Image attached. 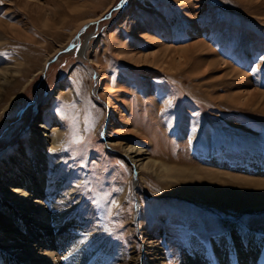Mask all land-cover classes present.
Returning a JSON list of instances; mask_svg holds the SVG:
<instances>
[{
	"label": "rangeland",
	"instance_id": "374dc122",
	"mask_svg": "<svg viewBox=\"0 0 264 264\" xmlns=\"http://www.w3.org/2000/svg\"><path fill=\"white\" fill-rule=\"evenodd\" d=\"M260 93L264 0H0V208L11 160L27 169L30 135L59 127L64 151L45 150L46 174L66 187L49 193L75 219L61 244L28 240L36 254L185 264L236 220L264 236ZM130 148L173 178L140 171ZM22 218L25 230L0 215V264H34L3 243L51 226Z\"/></svg>",
	"mask_w": 264,
	"mask_h": 264
},
{
	"label": "bare ground",
	"instance_id": "6f19581e",
	"mask_svg": "<svg viewBox=\"0 0 264 264\" xmlns=\"http://www.w3.org/2000/svg\"><path fill=\"white\" fill-rule=\"evenodd\" d=\"M89 39L90 40L86 41L81 50V57L86 55L85 52L92 40L91 38ZM260 94L264 97V93ZM107 105L113 112L116 111L115 105ZM111 125L114 126L115 123ZM42 127L43 128L38 133L40 137L36 132L30 135L32 149L35 152L34 163H28L27 161L26 163L30 164V166L24 169V163L21 160L18 158L11 160L13 167L9 166V173L6 175L8 177H6L7 182L3 183L1 187L4 198L2 201V208H0L2 211L0 215L3 214V212L7 213V215L11 217V220L7 221L9 223H15V225L11 227L16 226L22 230H25V226L28 227L27 222L23 221L24 219L22 216L26 219L37 216L40 220L50 224L51 227L43 230L44 234L42 237L32 231L30 234L28 233L29 239L26 238L24 240L9 237L7 241L10 242L11 240L13 242L9 244L5 242L3 244L6 245V247L23 246V249H29L32 253L31 256H33L32 260L34 264H38L48 258L50 264H57L53 253L48 252L41 256L36 254L37 246L26 244L28 240H31V243L37 242L41 246H46L48 243L52 245L56 243L61 244L63 241H66L68 236L66 234H69V231L72 230L73 221L75 219L74 211L69 208L60 207L59 198H54V192L49 193L51 191L49 188L50 186H54L52 184L54 181H56L57 184L56 190L58 188L61 189L63 186L65 188L66 186L63 185V180H56L55 177H49L46 174L49 168V158L45 150H50L51 152L54 150L64 151L61 147L64 129L57 127L49 135L47 131L48 128L46 126ZM140 152H142V150L135 148H130L127 152L130 161H132L140 171L150 170L158 166L159 176L166 179L173 178V168L150 161L143 163L140 157H138ZM259 183L264 188V183ZM74 194L75 193L70 190L64 197L69 198L74 196ZM70 202H72V200H70ZM248 210L254 209L249 208ZM232 224V231L220 238H215L210 247L205 245L196 246L195 259L185 262V264H264V236L250 231L238 220L234 221ZM2 262L4 261L2 260Z\"/></svg>",
	"mask_w": 264,
	"mask_h": 264
},
{
	"label": "snow or ice",
	"instance_id": "6c2138e0",
	"mask_svg": "<svg viewBox=\"0 0 264 264\" xmlns=\"http://www.w3.org/2000/svg\"><path fill=\"white\" fill-rule=\"evenodd\" d=\"M169 103H171V102H169ZM63 118L66 119V120H73V121H75L77 119V117H75V116H71L70 117L68 115H64ZM114 204H115V202H114ZM115 206L118 207L119 205L118 204H115Z\"/></svg>",
	"mask_w": 264,
	"mask_h": 264
}]
</instances>
